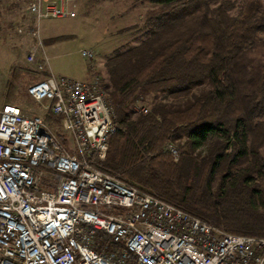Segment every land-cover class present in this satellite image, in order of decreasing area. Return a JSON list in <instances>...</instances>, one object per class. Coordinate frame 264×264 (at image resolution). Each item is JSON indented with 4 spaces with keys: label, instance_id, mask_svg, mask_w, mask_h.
<instances>
[{
    "label": "trees",
    "instance_id": "trees-1",
    "mask_svg": "<svg viewBox=\"0 0 264 264\" xmlns=\"http://www.w3.org/2000/svg\"><path fill=\"white\" fill-rule=\"evenodd\" d=\"M148 1L146 37L106 60L119 127L92 161L211 224L264 236V0ZM26 71L11 67L8 98Z\"/></svg>",
    "mask_w": 264,
    "mask_h": 264
},
{
    "label": "built area",
    "instance_id": "built-area-1",
    "mask_svg": "<svg viewBox=\"0 0 264 264\" xmlns=\"http://www.w3.org/2000/svg\"><path fill=\"white\" fill-rule=\"evenodd\" d=\"M74 6H28L34 22L25 32L35 39L26 59L49 73L27 89L62 116L75 148L42 114L12 101L0 108V264H263V235L211 224L94 165L92 158H106L119 127L102 76L91 62L83 79L54 72L45 53L37 61L41 21L75 16ZM81 53L95 57L90 48ZM168 147L177 158L176 146Z\"/></svg>",
    "mask_w": 264,
    "mask_h": 264
},
{
    "label": "rangeland",
    "instance_id": "rangeland-1",
    "mask_svg": "<svg viewBox=\"0 0 264 264\" xmlns=\"http://www.w3.org/2000/svg\"><path fill=\"white\" fill-rule=\"evenodd\" d=\"M31 1L33 0H0V35L3 41L0 61L4 53H7V46L13 47L19 55L17 65L33 70L26 71L18 82L13 102L28 114H42L46 118L51 110L43 102L34 99L27 89L31 82L49 73L39 71L35 62L29 63L26 59L35 39L25 32L34 22L28 9ZM154 6L148 0H75V16L50 17L41 21L44 47L37 54V61L42 60L45 53L50 56L51 67L55 72L83 79L90 77L91 69H88L87 64L91 62L94 71L107 76L105 63L115 49H126L146 37V30L143 28L146 13ZM21 26L24 31L19 30ZM82 48L92 49L94 59L84 56ZM153 101L151 94L137 100L134 105L135 113L144 107L148 109ZM51 125L60 140L74 149V138L64 127L62 116L59 123ZM102 208L109 212L117 211V207L113 206L102 205Z\"/></svg>",
    "mask_w": 264,
    "mask_h": 264
},
{
    "label": "crops",
    "instance_id": "crops-1",
    "mask_svg": "<svg viewBox=\"0 0 264 264\" xmlns=\"http://www.w3.org/2000/svg\"><path fill=\"white\" fill-rule=\"evenodd\" d=\"M2 42H3L2 41V35H0V49H1ZM4 54L5 55L1 57V61H0V108L3 106V104L5 102H8V101H12L13 102L14 101L13 100L14 97L13 98L12 97L11 98L7 97V92H6V90H7V81H8L9 76H10L11 67L13 65H17L18 64V59H19V55L13 49V47H8L7 46V53H4ZM24 112H26V111L24 110Z\"/></svg>",
    "mask_w": 264,
    "mask_h": 264
}]
</instances>
